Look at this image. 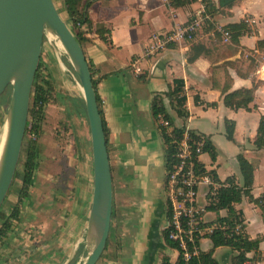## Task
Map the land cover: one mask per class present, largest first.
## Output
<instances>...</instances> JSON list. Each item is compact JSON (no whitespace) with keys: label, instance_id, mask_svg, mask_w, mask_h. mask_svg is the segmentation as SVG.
Returning a JSON list of instances; mask_svg holds the SVG:
<instances>
[{"label":"crops","instance_id":"crops-1","mask_svg":"<svg viewBox=\"0 0 264 264\" xmlns=\"http://www.w3.org/2000/svg\"><path fill=\"white\" fill-rule=\"evenodd\" d=\"M54 1L64 10L63 0ZM81 3H85L84 11L90 20L80 27L81 45L93 69L95 92L107 128L113 188L115 180L123 181L132 202L138 201L140 205L141 222L132 234L134 247L126 257V264H141L146 223L160 206L165 215V141L152 112L155 97L162 99L172 127L187 128L209 140L215 156L208 150L199 156L206 168L220 180L231 177L241 185L237 160L241 153L253 165L251 194L264 195V148L254 144L264 115V42L257 44L259 39H264V0H239L213 17L206 13L210 23L202 24L192 39L169 42L151 54H145V50L154 34L170 30L176 23L189 19L197 9L204 8L200 0L183 5H174L170 0H82ZM242 18L251 30L241 33L236 41L225 39L219 27ZM99 23L109 28V39L103 40L95 31ZM174 78L184 83L186 115H179L166 95ZM71 82L83 104L78 79ZM241 88L252 89L247 106L226 105L225 94ZM81 117L85 118V114ZM226 119L234 121L232 138L225 133ZM205 190V186L200 187L198 202L205 205L202 221L211 225L218 217L227 216L228 210L210 207ZM91 193L92 181L86 178L76 198V217L67 224V235L62 237L65 243L56 249L67 264L83 258L88 245L86 227ZM14 201V197L10 199L11 204ZM233 207L241 212L245 235L260 242L264 233V213L260 206L243 194ZM162 243L153 264L162 255L175 262L178 251L165 241ZM199 248L200 252L212 250L218 264H241L236 248L226 244L214 246L209 233L199 239ZM105 249L96 264H112L107 261ZM111 251L114 255L120 253L116 248ZM9 253V246L0 249V264L11 257ZM41 260V263L46 261L43 257Z\"/></svg>","mask_w":264,"mask_h":264},{"label":"rangeland","instance_id":"rangeland-1","mask_svg":"<svg viewBox=\"0 0 264 264\" xmlns=\"http://www.w3.org/2000/svg\"><path fill=\"white\" fill-rule=\"evenodd\" d=\"M56 5L61 15L66 18V13L58 2ZM41 57L47 66L42 65L40 70L43 74L51 72L54 89L45 108L40 134L36 137L27 132L23 140L22 146L26 138H35L38 141V167L34 184L29 188V199L21 202L22 220L14 221L13 228L4 239L7 244L4 246L5 241L0 242V249L6 246L10 248L8 256L11 257L3 264H67L56 249L65 243L62 237L67 235V224L72 217H76V198L80 195L86 178L92 181L88 122L84 117L78 116V106H81L79 91H76L71 82L77 76L63 48L47 35L43 40ZM58 60L64 64L65 69ZM10 91L11 88L7 87L0 96V138L6 126ZM17 168H21L20 161ZM20 185V178L14 177L2 212L11 208V198L15 199L13 203L17 202L16 189ZM163 196L166 199L165 190ZM131 197L124 189L123 181L115 180L112 208L114 215L111 218V234L105 247L107 261L112 264H126V257L130 256L131 248L134 247L132 234L138 230L141 211L138 201L132 202ZM160 235L164 241L161 230ZM112 248L120 253L114 255ZM87 251L88 245L83 258ZM41 257L46 261L41 263ZM83 258L81 256L75 264H81Z\"/></svg>","mask_w":264,"mask_h":264},{"label":"water","instance_id":"water-1","mask_svg":"<svg viewBox=\"0 0 264 264\" xmlns=\"http://www.w3.org/2000/svg\"><path fill=\"white\" fill-rule=\"evenodd\" d=\"M48 33L67 54L81 87L92 162V193L86 227L88 251L81 264H96L106 247L111 227V164L90 64L54 0H0V96L7 87L11 88L0 158V208L21 156L34 76ZM163 217L160 206L146 223L141 264H153L157 249L163 245L159 230Z\"/></svg>","mask_w":264,"mask_h":264},{"label":"trees","instance_id":"trees-1","mask_svg":"<svg viewBox=\"0 0 264 264\" xmlns=\"http://www.w3.org/2000/svg\"><path fill=\"white\" fill-rule=\"evenodd\" d=\"M171 3L174 5H183L185 3H189L193 0H170ZM204 5V13L208 14L209 16H214L219 12H223L226 7H230L233 4L237 3L239 0H200ZM82 0H63V7L66 12L67 22L70 25L72 31L76 35V38L81 44L82 41V29L80 28L83 23H89V18L84 11L85 3H81ZM209 22V18H205L204 23ZM223 29L228 30L230 33V38L234 41L238 39V36L241 33L249 32L251 27L245 21L244 18L240 19L238 22H230L226 23L222 26ZM97 34L103 39H109L110 30L102 23L97 24L96 30ZM264 42V39H259L257 44H261ZM45 65L43 62L42 57L40 58L39 66L35 72L34 82L31 92L30 98V105L28 111V119L27 125L25 129V135L27 132H30L32 135L36 137L41 132V124L44 119L45 115V108L47 104L50 102V97L53 92L54 86L52 83V74L51 72L47 71L46 74L40 70L41 66ZM91 74H93V69L90 64ZM93 86L95 88V79L92 77ZM183 80L179 78L173 79V85L169 87L166 91V95L169 97L172 106L176 110L179 115H186L187 110L185 108V100L186 96L183 89ZM96 99L98 102L99 111L101 114V107H100V98L96 94ZM252 99V89L251 88H241L236 89L230 92H227L224 96V103L229 106L233 107H240V106H247L248 101ZM81 106H78V110L80 114L78 116L84 115V108L82 101ZM152 112L154 116L158 112H163L164 116L170 120L168 113L165 111V108L162 103V99L159 97H155L152 102ZM69 115H71L69 113ZM102 117V116H101ZM103 121V128L105 132V137L107 140V128ZM234 129V121L226 119L225 120V133L228 138H232ZM182 127H174L173 131L176 136H179L182 132ZM164 131V129H162ZM24 135V138H25ZM164 141L167 143L165 146V160L168 161L171 158V151L173 149V145H171L170 138L166 134L163 133ZM254 144L256 147H263L264 148V115L261 116L258 127H257V134L254 140ZM204 149L210 152L212 157L215 156V151L209 142L206 139V143L204 145ZM23 156H20V163L21 168H17L14 174V177H18L21 180V185L18 189H16V193L18 196L17 202L11 204V208L7 209L6 212H2L1 209L3 208V204L0 208V242H4L7 235H9L11 229L14 226V221H21L22 217L20 215V208L21 202L27 201L29 199V188L33 186L35 181V172L38 167V141L35 138H26L24 145L22 146ZM21 151V152H22ZM238 160V167L239 171L242 176V183L241 185L237 184L233 178L228 177L227 179L231 182V186L226 187L219 191L218 194V202L215 205H211L210 207L219 208L225 207L228 210V216L231 219L240 220L241 212L236 210L232 202L239 201L242 195L248 196V198L255 203H257L261 210L264 213V195H259L254 197L251 194V187L253 181V165L248 159L241 153L237 155ZM167 168V162L165 163ZM6 199V198H5ZM5 201V200H4ZM4 203V202H3ZM114 210V209H113ZM114 213L112 211V217ZM228 216H226L228 218ZM226 217H218V220H222ZM111 230V229H110ZM111 233L109 232V235ZM163 240L169 244L170 246H176V243L170 240L166 234L162 233ZM212 239L213 245H230L236 248L239 251V259H242L244 252L246 250L251 249L254 247L257 242L259 241L258 238H248L247 235L244 236H237L235 237H226L224 233L220 229H215L210 234ZM119 238V236H118ZM119 244V240L117 241ZM107 245V244H106ZM72 264V263H68ZM157 264H185L182 260L181 256H178V259L175 262H170L169 258L166 255H162L160 260ZM187 264H218L215 258L212 256V250L209 251H202L198 255H193L188 260Z\"/></svg>","mask_w":264,"mask_h":264},{"label":"built area","instance_id":"built-area-1","mask_svg":"<svg viewBox=\"0 0 264 264\" xmlns=\"http://www.w3.org/2000/svg\"><path fill=\"white\" fill-rule=\"evenodd\" d=\"M205 17L207 15L204 13V8H200L186 21L176 23L170 30L154 34L152 41L146 46L145 54H151L169 42L192 39ZM219 30L225 39L230 37L228 30L221 27ZM156 121L162 135L164 133L169 136V143L173 145L171 158L166 161L168 166L163 184L166 193L165 217L160 224V230L176 243V246L172 247L187 264L191 256L200 253L199 239L205 233L211 234L213 230L220 229L226 237L244 236V220L231 219L227 215L228 218L224 216L226 218L217 220L211 225L204 224L201 216L205 205L198 202L200 187H206L205 196L208 205L211 206L217 204L219 191L231 186V182L220 180L215 172L201 163L199 156L205 150V136L187 128L176 136L174 127L163 112L156 114ZM164 146H167L166 142ZM249 250L253 253L248 254ZM249 250L244 252L241 264H264V233L261 241Z\"/></svg>","mask_w":264,"mask_h":264},{"label":"bare ground","instance_id":"bare-ground-1","mask_svg":"<svg viewBox=\"0 0 264 264\" xmlns=\"http://www.w3.org/2000/svg\"><path fill=\"white\" fill-rule=\"evenodd\" d=\"M48 37L51 38L52 37V34L48 33ZM59 63H60V61H59ZM60 64L62 65L63 68L65 67L63 63H60ZM5 135H6V132L3 131V133L1 134V138H0V158H1V155H2V151H3V144H4Z\"/></svg>","mask_w":264,"mask_h":264}]
</instances>
